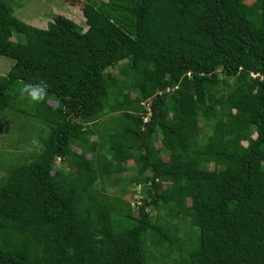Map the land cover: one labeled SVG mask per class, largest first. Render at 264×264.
Here are the masks:
<instances>
[{
    "label": "trees",
    "instance_id": "1",
    "mask_svg": "<svg viewBox=\"0 0 264 264\" xmlns=\"http://www.w3.org/2000/svg\"><path fill=\"white\" fill-rule=\"evenodd\" d=\"M18 1L0 0V120L44 80L47 134L0 177V264H264V0H85L86 30ZM129 171L135 206L103 185Z\"/></svg>",
    "mask_w": 264,
    "mask_h": 264
},
{
    "label": "rangeland",
    "instance_id": "2",
    "mask_svg": "<svg viewBox=\"0 0 264 264\" xmlns=\"http://www.w3.org/2000/svg\"><path fill=\"white\" fill-rule=\"evenodd\" d=\"M254 0H247V4H252ZM21 6L15 9V16L21 21L38 27L46 28L49 22H52L54 16H64L86 30V17L84 16L85 0H19ZM13 60L7 57L0 56V75H6L11 67ZM112 74H117V71L110 70ZM48 103H53L49 100ZM37 103L28 100H21L17 95L14 102L13 113L4 116L0 120V161L4 165L0 167V177L4 175L6 164H21L33 161L40 152L41 144L39 138L46 137L47 129L39 120L33 118V112ZM21 112V113H20ZM23 112V113H22ZM20 140V142H19ZM24 140V142H23ZM155 146H159V138L155 142ZM89 156V154L87 155ZM165 160L167 158H164ZM128 166H133L131 160L127 161ZM213 166L211 165L210 168ZM69 170L66 163H61L59 159L55 160V171L53 177L58 181L62 179ZM74 170V168H72ZM58 171V173H56ZM132 172H125L120 175H109L103 179L105 193L109 196H117L126 200L131 205L135 206L136 201H139L140 187L131 186V188L122 189L118 184V177L131 176ZM136 191V192H135ZM135 210V208H134ZM151 215H155L153 209H149ZM179 228V234L184 239L186 233L192 231V226L189 220L179 218L175 225ZM176 251L172 252L174 255ZM160 264H167L160 259ZM168 264H171L170 262Z\"/></svg>",
    "mask_w": 264,
    "mask_h": 264
},
{
    "label": "clouds",
    "instance_id": "3",
    "mask_svg": "<svg viewBox=\"0 0 264 264\" xmlns=\"http://www.w3.org/2000/svg\"><path fill=\"white\" fill-rule=\"evenodd\" d=\"M19 98L21 100H28L34 103L45 102L48 96V84L44 80L37 83H23L22 87L18 89Z\"/></svg>",
    "mask_w": 264,
    "mask_h": 264
},
{
    "label": "built area",
    "instance_id": "4",
    "mask_svg": "<svg viewBox=\"0 0 264 264\" xmlns=\"http://www.w3.org/2000/svg\"><path fill=\"white\" fill-rule=\"evenodd\" d=\"M149 111V110H148Z\"/></svg>",
    "mask_w": 264,
    "mask_h": 264
}]
</instances>
